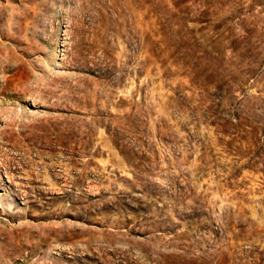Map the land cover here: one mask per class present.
<instances>
[{
	"label": "rangeland",
	"instance_id": "374dc122",
	"mask_svg": "<svg viewBox=\"0 0 264 264\" xmlns=\"http://www.w3.org/2000/svg\"><path fill=\"white\" fill-rule=\"evenodd\" d=\"M1 60L0 264H264V0H0Z\"/></svg>",
	"mask_w": 264,
	"mask_h": 264
},
{
	"label": "bare ground",
	"instance_id": "6f19581e",
	"mask_svg": "<svg viewBox=\"0 0 264 264\" xmlns=\"http://www.w3.org/2000/svg\"><path fill=\"white\" fill-rule=\"evenodd\" d=\"M7 67V63H5L3 60H1V63H0V70L2 71L4 68ZM11 85V84H10ZM1 86L2 88H7L8 87V84H7V81L6 80H3V82L1 83ZM11 88V87H10ZM9 88V89H10ZM13 88V87H12ZM5 89H3V91H1V94H5ZM13 90V89H12ZM21 90V88H20ZM24 90V89H23ZM9 91V90H8ZM22 91V90H21ZM10 95L11 96H17L18 95V92H10ZM4 103V102H3ZM15 123V122H14ZM12 127V126H11ZM8 130V129H7ZM7 132V131H6ZM11 134V133H10ZM43 135V134H42ZM44 137V136H43ZM4 138V137H3ZM9 138V137H8Z\"/></svg>",
	"mask_w": 264,
	"mask_h": 264
}]
</instances>
